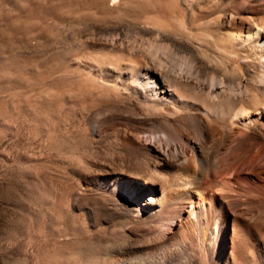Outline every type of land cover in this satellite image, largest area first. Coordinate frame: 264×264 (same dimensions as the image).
I'll use <instances>...</instances> for the list:
<instances>
[{
	"label": "bare ground",
	"instance_id": "obj_1",
	"mask_svg": "<svg viewBox=\"0 0 264 264\" xmlns=\"http://www.w3.org/2000/svg\"><path fill=\"white\" fill-rule=\"evenodd\" d=\"M218 1L193 53L177 57L160 34L111 37L102 75L75 79L92 96L79 106L102 130V164L66 200L41 203L52 236L91 230L106 245L56 248L52 264H264V0ZM149 2L140 22L192 35L184 0ZM55 120L40 127L44 142Z\"/></svg>",
	"mask_w": 264,
	"mask_h": 264
},
{
	"label": "rangeland",
	"instance_id": "obj_2",
	"mask_svg": "<svg viewBox=\"0 0 264 264\" xmlns=\"http://www.w3.org/2000/svg\"><path fill=\"white\" fill-rule=\"evenodd\" d=\"M105 1L109 8L102 0H0V264H52L56 248L106 245L102 232L91 230L81 239L52 236L53 213L41 203L66 200L81 174L102 164V130H89L79 106L92 96L75 79L102 75V57L113 54L111 37L131 45L138 34H160L177 57L189 55L204 45L198 33L210 29L202 15L221 9L218 0H184L192 35L182 38L140 22L141 11L153 8L149 0L117 7ZM54 118L64 123L55 140L44 142L40 127L51 128Z\"/></svg>",
	"mask_w": 264,
	"mask_h": 264
}]
</instances>
